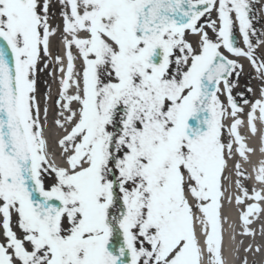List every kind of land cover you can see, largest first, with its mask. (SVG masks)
Returning <instances> with one entry per match:
<instances>
[{
  "label": "snow or ice",
  "instance_id": "6c2138e0",
  "mask_svg": "<svg viewBox=\"0 0 264 264\" xmlns=\"http://www.w3.org/2000/svg\"><path fill=\"white\" fill-rule=\"evenodd\" d=\"M255 2L0 0V264H226L225 202L256 235Z\"/></svg>",
  "mask_w": 264,
  "mask_h": 264
},
{
  "label": "bare ground",
  "instance_id": "6f19581e",
  "mask_svg": "<svg viewBox=\"0 0 264 264\" xmlns=\"http://www.w3.org/2000/svg\"><path fill=\"white\" fill-rule=\"evenodd\" d=\"M255 5L257 6V16L258 20L256 21V25L258 29H264V0H256ZM239 34V32H238ZM244 63V74L243 77L248 76V81L246 83H249L253 88H256L258 91V85L259 82L255 78V72L251 68V66L247 63V61H242ZM243 82L239 83L240 87H243L245 84ZM53 91H55V85H53ZM250 94V98H251ZM258 127L260 125L258 124ZM56 130L53 129V132ZM242 134H244L247 138V143L249 146L256 149V151L251 154L250 161L248 163L244 164L245 169L250 175H254L253 172V165H256L259 163L261 159H264V153L260 151L261 147V141L259 134L255 137L251 136L250 133L247 132L246 127L242 129ZM249 185L254 183V181H248ZM257 187H260L257 185ZM238 208L240 206H237L234 202L231 204H228L225 202L224 207V214L227 217V219L224 221V255L226 259V264H238L239 255L241 257L247 256L248 264H251L254 262V264H264V214L261 215L259 220L254 221L253 225L251 227L254 228L256 235L255 236H248L246 241H242V249L239 251V238L237 237V218L236 213H238ZM226 211V212H225ZM237 229V231H236ZM235 235V240L232 239V236ZM251 244L253 249H255L257 246L260 247V252H245V248ZM245 247V248H244ZM260 253V255H259Z\"/></svg>",
  "mask_w": 264,
  "mask_h": 264
},
{
  "label": "rangeland",
  "instance_id": "374dc122",
  "mask_svg": "<svg viewBox=\"0 0 264 264\" xmlns=\"http://www.w3.org/2000/svg\"><path fill=\"white\" fill-rule=\"evenodd\" d=\"M237 32H238V31H237ZM247 81H248V76H246V77H243V76H242V77L240 78V80H239V83L241 82V83H242L241 85H243V82L246 83ZM241 88H242V87L238 86V88L235 89L234 91H235V92H238ZM240 232H241V229H240V231H239V236H240L241 240L245 242V241H246V236H242V235H240ZM241 248H242V247H241ZM241 255H242V254L239 255L238 264H241ZM259 255H260V253H259ZM251 264H253V263H251Z\"/></svg>",
  "mask_w": 264,
  "mask_h": 264
}]
</instances>
